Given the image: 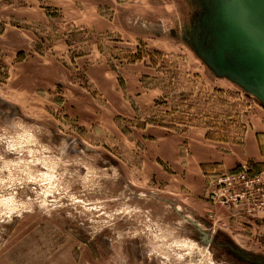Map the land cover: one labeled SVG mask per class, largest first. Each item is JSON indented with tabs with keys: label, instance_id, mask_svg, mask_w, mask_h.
Masks as SVG:
<instances>
[{
	"label": "rangeland",
	"instance_id": "obj_1",
	"mask_svg": "<svg viewBox=\"0 0 264 264\" xmlns=\"http://www.w3.org/2000/svg\"><path fill=\"white\" fill-rule=\"evenodd\" d=\"M263 46L248 0H0V264H264L205 161L264 145Z\"/></svg>",
	"mask_w": 264,
	"mask_h": 264
},
{
	"label": "built area",
	"instance_id": "obj_2",
	"mask_svg": "<svg viewBox=\"0 0 264 264\" xmlns=\"http://www.w3.org/2000/svg\"><path fill=\"white\" fill-rule=\"evenodd\" d=\"M213 198L225 207L242 211L257 226H264V172L251 164L216 175Z\"/></svg>",
	"mask_w": 264,
	"mask_h": 264
},
{
	"label": "crops",
	"instance_id": "obj_3",
	"mask_svg": "<svg viewBox=\"0 0 264 264\" xmlns=\"http://www.w3.org/2000/svg\"><path fill=\"white\" fill-rule=\"evenodd\" d=\"M225 149H227L228 152L225 151L220 153L216 150H210L207 160L205 161L217 163L220 170H231L238 163L243 161H248L259 166L264 164V145L255 134L246 133L240 146L225 147ZM230 210L234 212L233 214L235 216H241L240 214L244 215L242 211H237V209L230 208ZM246 219L251 220V217H246ZM254 223L255 222H253V224Z\"/></svg>",
	"mask_w": 264,
	"mask_h": 264
},
{
	"label": "water",
	"instance_id": "obj_4",
	"mask_svg": "<svg viewBox=\"0 0 264 264\" xmlns=\"http://www.w3.org/2000/svg\"><path fill=\"white\" fill-rule=\"evenodd\" d=\"M250 6H255L260 12L264 13V0H248ZM257 67L259 69L260 84L258 85V96L264 100V46L262 53L257 57ZM257 93V92H256Z\"/></svg>",
	"mask_w": 264,
	"mask_h": 264
}]
</instances>
